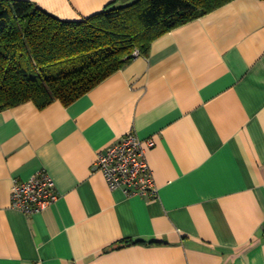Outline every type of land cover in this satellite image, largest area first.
<instances>
[{"label": "crops", "instance_id": "0c3cea01", "mask_svg": "<svg viewBox=\"0 0 264 264\" xmlns=\"http://www.w3.org/2000/svg\"><path fill=\"white\" fill-rule=\"evenodd\" d=\"M22 1L79 22L137 0ZM131 131L154 141L155 198L92 171ZM41 170L57 201L12 209V181ZM0 264H264V0L171 30L67 107L1 111Z\"/></svg>", "mask_w": 264, "mask_h": 264}, {"label": "trees", "instance_id": "16d2710c", "mask_svg": "<svg viewBox=\"0 0 264 264\" xmlns=\"http://www.w3.org/2000/svg\"><path fill=\"white\" fill-rule=\"evenodd\" d=\"M233 0H137L108 4L79 22L22 0H0V112L32 102L71 105L160 36Z\"/></svg>", "mask_w": 264, "mask_h": 264}, {"label": "built area", "instance_id": "2783aa9c", "mask_svg": "<svg viewBox=\"0 0 264 264\" xmlns=\"http://www.w3.org/2000/svg\"><path fill=\"white\" fill-rule=\"evenodd\" d=\"M133 56L138 57V52ZM153 146L152 139L141 140L128 132L97 154L92 171L103 175L110 190H121L127 197L155 198L158 190L146 160ZM10 198L12 209L32 215L54 204L58 195L53 180L41 170L27 180L14 179Z\"/></svg>", "mask_w": 264, "mask_h": 264}]
</instances>
